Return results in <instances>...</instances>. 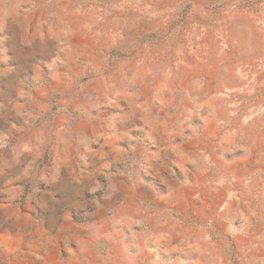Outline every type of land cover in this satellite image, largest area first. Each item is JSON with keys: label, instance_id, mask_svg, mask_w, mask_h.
<instances>
[{"label": "rangeland", "instance_id": "1", "mask_svg": "<svg viewBox=\"0 0 264 264\" xmlns=\"http://www.w3.org/2000/svg\"><path fill=\"white\" fill-rule=\"evenodd\" d=\"M0 264H264V0H0Z\"/></svg>", "mask_w": 264, "mask_h": 264}]
</instances>
